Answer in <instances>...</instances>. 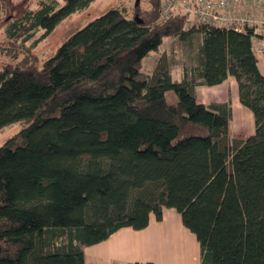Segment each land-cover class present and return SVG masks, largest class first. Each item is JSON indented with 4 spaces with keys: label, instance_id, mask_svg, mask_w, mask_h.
<instances>
[{
    "label": "trees",
    "instance_id": "obj_1",
    "mask_svg": "<svg viewBox=\"0 0 264 264\" xmlns=\"http://www.w3.org/2000/svg\"><path fill=\"white\" fill-rule=\"evenodd\" d=\"M93 1L41 0L5 20L0 129L23 127L0 146V264H85L83 247L142 230L164 208L195 236L200 264H264V76L253 28L190 24L189 13L159 21L161 0L143 11L138 2L131 17L111 8L92 19L37 67L29 48ZM200 35L179 81L165 53L142 71L164 38L192 47ZM228 75L253 114L251 135H230L228 103L196 100L197 85Z\"/></svg>",
    "mask_w": 264,
    "mask_h": 264
},
{
    "label": "crops",
    "instance_id": "obj_2",
    "mask_svg": "<svg viewBox=\"0 0 264 264\" xmlns=\"http://www.w3.org/2000/svg\"><path fill=\"white\" fill-rule=\"evenodd\" d=\"M246 7L244 5L242 9H246ZM254 14L258 18H261L259 13L256 12ZM193 23L195 24L196 21L190 17V24ZM263 33L264 28H259L257 31H254L255 36L252 38V45L257 59L258 69L264 76V43L261 38ZM166 38L171 39L176 37ZM178 42L181 46H184L182 50L183 60L180 63L182 64L181 70H183L184 66H189L194 63L191 59L192 53L190 52H193V50L191 46L184 45L179 40ZM156 52H159V50ZM164 53L167 55L171 73L174 58L171 60L170 57L171 55L175 56L176 52L174 50H170V52L163 51L159 58L155 60L151 70L146 71V73H150L153 70L157 61ZM195 96L197 102L204 105L213 103L229 104L231 113L229 122L230 135L248 136L254 133L255 124L253 114L247 107L241 104L238 97V84L234 76L228 75L221 83L211 86L197 85L195 87ZM172 216L175 218L176 223L174 230H178L179 233L185 236L187 235L192 240L189 245L190 249H186L188 252H185V247L182 249L181 240L183 237L175 236V233H172L171 229L167 232V220ZM172 224L173 222H170V228H172ZM162 246L168 247V250L159 253L157 250L161 249ZM83 255L85 264H88V257L90 259L95 258L105 264H131L133 262L144 263L147 261L157 264H188L190 259L192 264H195V261L196 264H200L199 244L197 240L194 241L191 232L182 225L180 216L174 212L173 208H164L160 221H157L151 215L147 227L142 230H133L125 227L116 231L108 239L100 243L83 247ZM90 264H96V262L92 261Z\"/></svg>",
    "mask_w": 264,
    "mask_h": 264
},
{
    "label": "rangeland",
    "instance_id": "obj_3",
    "mask_svg": "<svg viewBox=\"0 0 264 264\" xmlns=\"http://www.w3.org/2000/svg\"><path fill=\"white\" fill-rule=\"evenodd\" d=\"M41 0H2V3L4 5V12L2 14V19H0V69L4 68L7 64L11 62L10 57L3 51L2 48L8 46V42L5 39V35L3 32L4 29V23L7 18H11L16 16L22 9L24 8H31L34 9L38 6L39 2ZM61 2V0H58ZM135 1L136 0H94L87 8L72 13L69 16H67L65 19H63L61 22H59L56 27L50 32L47 37L42 39L37 43V45L30 47L32 44V41L37 38L42 31L39 30L33 39H30L24 43V47H30L29 52L33 57V62L37 67H40L43 63V61L51 56L56 48L71 34H73L75 31H77L79 28L84 26L86 23L91 21L92 19L100 16L107 10L111 8H119L124 11V13L131 17L134 15L135 10L137 7H135ZM150 1L151 0H139V9L146 10L150 7ZM138 9V8H137ZM181 14V13H180ZM163 15L162 17H159L160 20H164L166 18ZM191 17V15H190ZM202 39L200 38L195 40L192 45V50L194 53L197 52L199 48V44L201 43ZM16 43H20L19 40L16 41ZM16 47V46H14ZM184 46H181V44L178 42L176 38H165L162 45L160 46L159 52H151L146 58L143 60L142 64V71L146 73V71H150L151 67H153L155 60H157L160 56V54L163 51L170 52L174 50L175 56L170 57L171 60H173V64L171 67V73H172V80L173 81H179L181 79V61L183 60L182 56V50ZM21 50V47H17ZM193 53L192 51H190ZM21 57V56H20ZM186 57V56H185ZM173 94H168V99L173 100ZM23 127L22 122H14L10 125L4 126L2 129H0V146L12 135H14L17 131H19ZM174 212L175 209H173ZM177 213V212H176ZM178 216L179 213H177ZM168 226L167 232L172 231V233H175L174 235L177 237H183L181 240V245L183 246L182 249L185 247V252H188L186 249H190V242L192 241L188 236L179 233L178 230H174L176 223L175 218L172 216L168 220ZM170 222H173L172 228H170ZM174 225V226H173ZM178 229V226H177ZM188 234V233H187ZM192 234V233H191ZM191 236V235H189ZM194 241L195 236L192 234ZM168 247L162 246L161 249L157 250L159 253H163V251H167ZM166 253V252H165ZM161 256V254H160ZM92 261L96 262V264H105L104 262H100L95 258L90 259V257L87 258L88 264L92 263ZM188 264H192L191 259L189 260ZM196 264V261H195Z\"/></svg>",
    "mask_w": 264,
    "mask_h": 264
},
{
    "label": "built area",
    "instance_id": "obj_4",
    "mask_svg": "<svg viewBox=\"0 0 264 264\" xmlns=\"http://www.w3.org/2000/svg\"><path fill=\"white\" fill-rule=\"evenodd\" d=\"M244 5L246 9H242ZM176 13H189L197 23L237 31L264 28V0H161L160 17Z\"/></svg>",
    "mask_w": 264,
    "mask_h": 264
},
{
    "label": "water",
    "instance_id": "obj_5",
    "mask_svg": "<svg viewBox=\"0 0 264 264\" xmlns=\"http://www.w3.org/2000/svg\"><path fill=\"white\" fill-rule=\"evenodd\" d=\"M138 2H139V0H136V1H135V4L137 5V4H138ZM136 17H137V16H136Z\"/></svg>",
    "mask_w": 264,
    "mask_h": 264
}]
</instances>
